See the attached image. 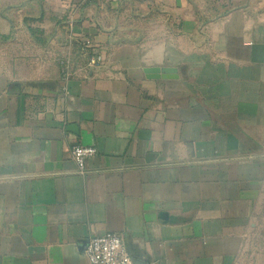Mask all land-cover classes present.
Instances as JSON below:
<instances>
[{
    "label": "crops",
    "instance_id": "obj_1",
    "mask_svg": "<svg viewBox=\"0 0 264 264\" xmlns=\"http://www.w3.org/2000/svg\"><path fill=\"white\" fill-rule=\"evenodd\" d=\"M106 231L130 264H264V0H0V264Z\"/></svg>",
    "mask_w": 264,
    "mask_h": 264
},
{
    "label": "built area",
    "instance_id": "obj_2",
    "mask_svg": "<svg viewBox=\"0 0 264 264\" xmlns=\"http://www.w3.org/2000/svg\"><path fill=\"white\" fill-rule=\"evenodd\" d=\"M78 52L85 56L87 66H94L103 61L102 52L92 45L87 38H82L78 43ZM71 59L62 60L65 77L71 72ZM97 149L93 145L74 143L69 147V155L77 165L79 172H84L85 161L94 156ZM86 259L92 264H130V256L127 252L122 237L115 231H106L90 237L83 251Z\"/></svg>",
    "mask_w": 264,
    "mask_h": 264
},
{
    "label": "water",
    "instance_id": "obj_3",
    "mask_svg": "<svg viewBox=\"0 0 264 264\" xmlns=\"http://www.w3.org/2000/svg\"><path fill=\"white\" fill-rule=\"evenodd\" d=\"M143 72L147 78H172L176 77V68L167 66H147L143 68ZM160 216L164 220L171 221L173 218L166 212H160Z\"/></svg>",
    "mask_w": 264,
    "mask_h": 264
}]
</instances>
